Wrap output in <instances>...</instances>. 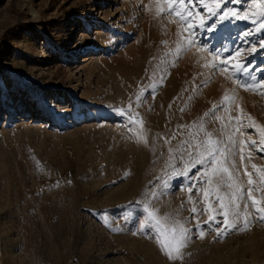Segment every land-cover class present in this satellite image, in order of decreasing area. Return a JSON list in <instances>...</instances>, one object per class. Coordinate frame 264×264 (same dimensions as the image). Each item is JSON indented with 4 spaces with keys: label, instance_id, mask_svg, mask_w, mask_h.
Segmentation results:
<instances>
[{
    "label": "rangeland",
    "instance_id": "374dc122",
    "mask_svg": "<svg viewBox=\"0 0 264 264\" xmlns=\"http://www.w3.org/2000/svg\"><path fill=\"white\" fill-rule=\"evenodd\" d=\"M220 2L217 16L249 19L221 22L192 0L197 43L175 54L187 33L157 0H0V264H264V222L218 236L222 215L203 211L206 165L193 166L209 138L230 148L237 136L246 158L226 166L264 198V88L239 87L237 61L223 72L208 55L241 50L249 82L264 84V18L254 0ZM180 224L189 238L173 260L161 232L171 241Z\"/></svg>",
    "mask_w": 264,
    "mask_h": 264
},
{
    "label": "snow or ice",
    "instance_id": "6c2138e0",
    "mask_svg": "<svg viewBox=\"0 0 264 264\" xmlns=\"http://www.w3.org/2000/svg\"><path fill=\"white\" fill-rule=\"evenodd\" d=\"M240 2V0H237ZM199 3L207 10V12L213 16L217 17L221 22L229 19L236 20H247L249 19V13L244 12V14L240 15L236 11H225L222 14H217L221 9L220 0H212L211 3H206L205 0H199ZM192 0H157L156 12L157 15L166 14L168 16H175L179 18V21L182 22L183 32L187 33V35L182 36L176 42L175 54H181L183 52H187L191 47L196 45L197 41L193 34V29L196 25L193 23V11H192ZM254 7L259 9L258 15L264 18V0H254ZM196 17L199 18V26H204V17L200 16L199 13L195 14ZM251 15L256 16L257 13L253 12ZM256 23V21H253ZM256 32L264 31V21L258 24V27L255 28ZM179 35V33H178ZM251 35V32H243L241 34L242 37H247ZM201 52L208 51L206 47H201L199 49ZM252 52H256L257 49L255 47L251 48ZM208 55L211 56L210 66L212 69L220 70L223 72H227L229 70L230 61L236 60L235 72L233 75L237 73H243L242 77L237 78V83L239 87L246 88H264V84L259 82L253 84L249 81H257V77L251 75V71L243 66L237 60V58L241 57L242 51L236 50L234 56L229 55L227 59H222L221 54L215 52H208ZM208 67L209 65H205ZM247 77V79H244ZM139 99V98H138ZM227 99V97H225ZM235 131L239 132V123L235 129ZM261 134L264 135V127L261 128ZM230 148H220L218 147V142L212 140L211 138L207 141V146L204 148L203 152L200 153L198 158L193 161V166L195 164L206 165L202 176L204 178L205 183L209 185L207 188H201V192L203 194L204 203L206 207L203 211L208 212V222L216 221L217 214L222 215V223L225 226L223 229L217 228V235L226 234L225 230H231L237 228V225L242 223L244 229H246L250 223L249 216H255L261 222H264V198L257 199L256 196L253 195V188L249 187L247 192H244L243 186L238 182L237 178L234 177L233 171L230 170L228 166V157H234L239 155L241 161H243L246 157L243 155L245 152L244 144L248 143V141H242L237 136L230 135L228 137ZM187 143V142H185ZM252 144H256V141H251ZM262 145H264V141H262ZM193 148L199 149L200 145H193ZM189 156L192 155L191 151L185 149ZM258 151L264 152V146L258 148ZM183 159V157H181ZM253 168H257L255 164L252 165ZM245 173L248 176V185H253L254 181L252 179V173L247 171V167H245ZM259 171L260 176L264 177V170L257 169ZM182 174H187L186 172ZM216 178L215 186H213V178ZM222 186H226L231 191L228 193H222ZM189 193L192 192V188L189 187ZM260 191H264V189H260ZM216 196V202L219 207L216 208L213 206V203L210 201L211 195ZM191 199V197H189ZM241 202H245V207L241 209ZM247 202H250L253 208L252 212L248 211ZM193 213L198 211L197 208L193 207L191 209ZM148 217L151 220H155L157 225L161 223L159 219L156 218V213L152 210H148ZM231 215L232 219H229ZM165 219H168L167 217ZM148 225V221L146 220L142 227ZM189 229L185 228L182 224L179 225L178 228L173 227L171 229V241L167 239V233L161 232V235L165 237V239L160 240L161 247L164 248L167 255L173 259L177 260L182 258L180 254V249L185 246V241L189 238L188 233ZM205 235L203 231L199 233V236L202 238ZM175 251V255L173 254V250Z\"/></svg>",
    "mask_w": 264,
    "mask_h": 264
}]
</instances>
